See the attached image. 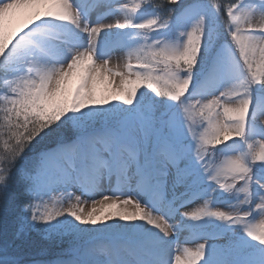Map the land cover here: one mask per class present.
<instances>
[{
	"label": "snow or ice",
	"instance_id": "1",
	"mask_svg": "<svg viewBox=\"0 0 264 264\" xmlns=\"http://www.w3.org/2000/svg\"><path fill=\"white\" fill-rule=\"evenodd\" d=\"M0 218V264H264V0H0Z\"/></svg>",
	"mask_w": 264,
	"mask_h": 264
},
{
	"label": "rangeland",
	"instance_id": "2",
	"mask_svg": "<svg viewBox=\"0 0 264 264\" xmlns=\"http://www.w3.org/2000/svg\"><path fill=\"white\" fill-rule=\"evenodd\" d=\"M117 62H118V60H117ZM119 62L122 63V61H119ZM88 207L90 208V205ZM86 210H87V208H86ZM3 222H4L3 218H0V226H2L1 224H3ZM36 242H37V249L45 246V242L42 241L39 237H36Z\"/></svg>",
	"mask_w": 264,
	"mask_h": 264
},
{
	"label": "bare ground",
	"instance_id": "3",
	"mask_svg": "<svg viewBox=\"0 0 264 264\" xmlns=\"http://www.w3.org/2000/svg\"><path fill=\"white\" fill-rule=\"evenodd\" d=\"M116 63H117V59L114 58V60H113V64H116Z\"/></svg>",
	"mask_w": 264,
	"mask_h": 264
},
{
	"label": "trees",
	"instance_id": "4",
	"mask_svg": "<svg viewBox=\"0 0 264 264\" xmlns=\"http://www.w3.org/2000/svg\"><path fill=\"white\" fill-rule=\"evenodd\" d=\"M3 224H4V222H3ZM3 224H1L2 226H3ZM39 258V257H38Z\"/></svg>",
	"mask_w": 264,
	"mask_h": 264
}]
</instances>
